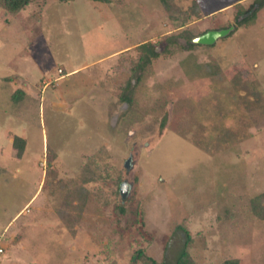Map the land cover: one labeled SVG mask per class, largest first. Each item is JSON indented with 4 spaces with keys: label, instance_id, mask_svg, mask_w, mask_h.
<instances>
[{
    "label": "rangeland",
    "instance_id": "rangeland-1",
    "mask_svg": "<svg viewBox=\"0 0 264 264\" xmlns=\"http://www.w3.org/2000/svg\"><path fill=\"white\" fill-rule=\"evenodd\" d=\"M259 2L0 7V264H144L139 248L176 264L185 247L195 264H264ZM178 25L228 32L192 50L180 38L183 47L171 45L135 81L136 45L158 50ZM205 62L223 76L204 75L196 64ZM128 79L130 103L120 98ZM15 135L27 138L20 156Z\"/></svg>",
    "mask_w": 264,
    "mask_h": 264
},
{
    "label": "trees",
    "instance_id": "trees-1",
    "mask_svg": "<svg viewBox=\"0 0 264 264\" xmlns=\"http://www.w3.org/2000/svg\"><path fill=\"white\" fill-rule=\"evenodd\" d=\"M34 0H0V7L2 9H4L6 12H8L10 15H15L16 13H18L20 10L24 9L27 5H29L31 2H33ZM99 1H106V0H99ZM166 7H168V2L169 0H160ZM257 2H259V0H256ZM264 5V0H261L259 2V5L257 6H263ZM249 10H239V14L242 15L244 13H247ZM257 11V8H255L249 16H246L245 18H242L239 22L238 25H243V24H249L252 20V18L255 16ZM179 30L177 32L174 33H169L166 36L163 37V40H165V46L164 47H159L157 50V42H151V41H143L141 43H139L138 45H136V49L139 51V55H138V60L137 62L134 64L132 71H137L139 70V74L136 75L135 77V81H139L146 69L149 67V65L151 64V61L154 58H157L159 56L160 53H166L168 51V48H171V45L174 46V50L183 47V44H179V39L180 38H184L186 40L185 42V49L188 50H192L194 49L196 46L198 45H205V44H200L197 42H194V38L208 30L211 29H207L203 32H197L194 29L191 28H187V26L183 25H178ZM179 44V45H178ZM182 45V46H181ZM203 67V69L201 70L202 73L206 76H223V72L222 70L219 68L218 64L216 63H211V62H205V63H198L196 64V67ZM188 71V69H185V71ZM186 73L189 74V71ZM131 91H132V83H131V79H128L125 83L124 86V90L120 96V98L123 100V102L126 103H130L132 101V97H131ZM21 93V92H20ZM12 98L17 101L19 100V98L16 97L15 93L12 94ZM13 144L16 147L17 150V155L20 156L23 152L24 149V138L15 135L13 138ZM259 197H255L252 200V204L253 207L256 208L260 205L259 202ZM120 210L124 211L123 207H119ZM135 214L137 215L135 221H139L141 224V227H139V232L146 236V233L143 231L142 225H143V220H142V214L141 211L139 209L135 210ZM180 228L183 229V231L186 234V243L188 244L189 242V234L188 231L186 230V228L181 227L180 225L178 226ZM135 255L137 256V258L140 259V261H142L144 264H166L163 260H156L155 258H153L150 255H147L145 253V251L141 248L137 249L135 252ZM176 264H195L194 261L191 259L188 250L185 248H183L179 255L176 258ZM222 264H239V260L237 258H226L223 260Z\"/></svg>",
    "mask_w": 264,
    "mask_h": 264
},
{
    "label": "water",
    "instance_id": "water-1",
    "mask_svg": "<svg viewBox=\"0 0 264 264\" xmlns=\"http://www.w3.org/2000/svg\"><path fill=\"white\" fill-rule=\"evenodd\" d=\"M228 32V29H211L208 30L194 38V42L200 43V44H211L213 43L217 38L220 36L225 35ZM124 188H126L125 183L121 184L120 191L121 194L124 195Z\"/></svg>",
    "mask_w": 264,
    "mask_h": 264
},
{
    "label": "crops",
    "instance_id": "crops-1",
    "mask_svg": "<svg viewBox=\"0 0 264 264\" xmlns=\"http://www.w3.org/2000/svg\"><path fill=\"white\" fill-rule=\"evenodd\" d=\"M126 48H127V46L119 47L118 49H114V50L111 51L110 54L108 55L109 58H111L112 56L116 55L119 51H121V50H123V49H126ZM85 66H86V65H85ZM82 67H83V66H82ZM78 68H79V67L72 68V69L70 70V72H74V71H76ZM18 136H19V135H18ZM20 137L26 139V145H27V138L24 137V136H20ZM8 141L11 142V138H9ZM15 148H16V147H15ZM11 149H12L11 152L17 151V150H15V149H13V148H11ZM33 195H34V194H33ZM33 195H32L31 198L25 203V205H26L27 203L30 202V200L33 198ZM25 205H24V206H25Z\"/></svg>",
    "mask_w": 264,
    "mask_h": 264
}]
</instances>
